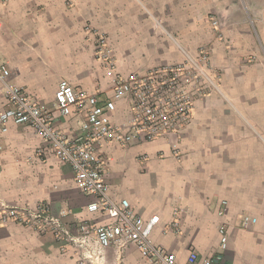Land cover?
I'll return each instance as SVG.
<instances>
[{"label":"crops","instance_id":"0c3cea01","mask_svg":"<svg viewBox=\"0 0 264 264\" xmlns=\"http://www.w3.org/2000/svg\"><path fill=\"white\" fill-rule=\"evenodd\" d=\"M214 18L222 22L225 40L217 37ZM89 24L106 34L125 73L176 62L180 47L193 55L202 47L210 52L221 91L198 100L181 133V158L163 139L128 147L103 143L106 178L114 196L128 198L138 214L161 215L156 241L180 260L196 249L213 264H264V0H0V58L69 134L87 129L79 117L55 110L59 81L89 92L108 83L84 33ZM7 106L0 91V111ZM0 139L5 200L47 202L54 215L70 209L65 222L73 231L78 220L100 218L88 213L92 196L76 185L71 167L37 154L45 143L31 126L10 123L5 133L0 126ZM174 207L182 208L181 233L167 229ZM244 215L257 223L243 228ZM218 223L228 234L224 250ZM124 262L143 264L134 248ZM0 264L77 260L61 251L53 234L11 223L0 225Z\"/></svg>","mask_w":264,"mask_h":264},{"label":"built area","instance_id":"2783aa9c","mask_svg":"<svg viewBox=\"0 0 264 264\" xmlns=\"http://www.w3.org/2000/svg\"><path fill=\"white\" fill-rule=\"evenodd\" d=\"M221 37L222 23L212 19ZM92 40L94 57L102 65L108 79L105 87L94 92L76 89L68 80L59 81L54 93V108L62 117H79L86 132L69 134L59 127L54 113L36 102L27 89L14 79L9 64L0 58V91L8 106L0 111L1 132L10 123L28 125L45 143L37 149L39 156L49 153L68 164L79 189L90 196L89 214L100 218L78 220L73 229L65 222L70 209L52 213L47 202L35 206L15 205L0 193V225L15 223L51 233L62 252H70L77 264H125L130 248L140 255L143 264H213L214 259L201 258L196 249L180 260L176 253L156 241V228L161 215L145 218L138 214L128 198H116L106 178L107 158L101 151L103 143L128 147L163 139L171 154L181 158L179 146L183 129L190 124L196 104L209 92H220V74L215 70L210 52L202 47L196 55L181 47L177 62L156 65L145 71L125 73L106 34L92 25L84 27ZM222 39V38H221ZM3 145L0 139V150ZM146 158V156H144ZM224 200L223 204L226 205ZM225 207L218 214L224 213ZM174 207L167 229L181 233L179 214ZM257 218L244 215L245 229ZM167 229L162 232L165 234ZM220 247H227L228 234L222 224L216 226Z\"/></svg>","mask_w":264,"mask_h":264},{"label":"rangeland","instance_id":"374dc122","mask_svg":"<svg viewBox=\"0 0 264 264\" xmlns=\"http://www.w3.org/2000/svg\"><path fill=\"white\" fill-rule=\"evenodd\" d=\"M214 19H217V20H219L218 18H214ZM212 21V20H211ZM220 21V20H219ZM222 23V22H221ZM221 32H222V36L220 37L219 36V32H218V30H217V37H220V38H222V40H225V38H224V35H223V31H222V27H221V30H220ZM182 48H184V47H182ZM180 49H181V47H180ZM185 50H186V48H184ZM182 51V50H181ZM189 52V51H188ZM181 56H182V52H181ZM182 58V57H181ZM177 62V61H176ZM218 224H221V223H218ZM218 224H216V226L218 225ZM215 226V227H216Z\"/></svg>","mask_w":264,"mask_h":264}]
</instances>
